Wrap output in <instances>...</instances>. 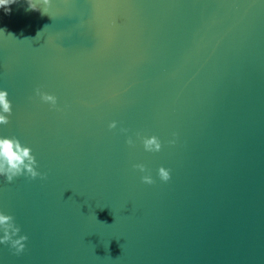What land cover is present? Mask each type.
<instances>
[{
    "label": "water",
    "instance_id": "water-1",
    "mask_svg": "<svg viewBox=\"0 0 264 264\" xmlns=\"http://www.w3.org/2000/svg\"><path fill=\"white\" fill-rule=\"evenodd\" d=\"M10 8L0 137L43 178L0 177L27 237L19 254L0 243V264H264V0Z\"/></svg>",
    "mask_w": 264,
    "mask_h": 264
},
{
    "label": "clouds",
    "instance_id": "clouds-1",
    "mask_svg": "<svg viewBox=\"0 0 264 264\" xmlns=\"http://www.w3.org/2000/svg\"><path fill=\"white\" fill-rule=\"evenodd\" d=\"M18 0H0V10L5 14L10 13V6L17 3ZM26 11H38L42 16L48 14L52 0H26ZM39 35V33H38ZM36 94L43 103L49 104L50 107H56L57 99L55 96L40 92L37 90ZM11 114V103L8 100V93L0 90V125L8 123V116ZM110 127H115L111 124ZM132 143L131 139L128 141ZM174 143V141H170ZM143 145L146 151L159 152L161 143L157 137H146L143 139ZM143 171V167L135 165ZM159 178L163 182H167L170 178L169 170L160 168L158 170ZM27 176L31 179L37 177L43 178L41 173L37 171V162L35 157L31 154V149L20 143L15 138L0 137V177L12 182L18 176ZM144 183H152L150 176H143ZM20 229L15 225L14 219L10 215L0 212V243H8L19 254L23 252L26 236L19 235Z\"/></svg>",
    "mask_w": 264,
    "mask_h": 264
}]
</instances>
